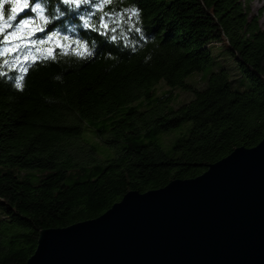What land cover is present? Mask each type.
Returning <instances> with one entry per match:
<instances>
[{
    "label": "trees",
    "instance_id": "1",
    "mask_svg": "<svg viewBox=\"0 0 264 264\" xmlns=\"http://www.w3.org/2000/svg\"><path fill=\"white\" fill-rule=\"evenodd\" d=\"M29 3L41 10L17 21L35 19V34L18 44L46 42L0 51V264H28L43 230L195 178L264 138V5L258 15L252 0ZM13 4L1 14L14 26ZM176 88L195 96L174 105ZM186 122L166 152L162 136ZM88 133L115 154L100 160Z\"/></svg>",
    "mask_w": 264,
    "mask_h": 264
},
{
    "label": "water",
    "instance_id": "2",
    "mask_svg": "<svg viewBox=\"0 0 264 264\" xmlns=\"http://www.w3.org/2000/svg\"><path fill=\"white\" fill-rule=\"evenodd\" d=\"M28 264H264V138L195 178L43 230Z\"/></svg>",
    "mask_w": 264,
    "mask_h": 264
},
{
    "label": "rangeland",
    "instance_id": "3",
    "mask_svg": "<svg viewBox=\"0 0 264 264\" xmlns=\"http://www.w3.org/2000/svg\"><path fill=\"white\" fill-rule=\"evenodd\" d=\"M7 0H1L0 2V25L2 24H5L7 22H4V19L2 17V14H1V7L2 5L6 2ZM12 2L15 4L17 3V0H12ZM264 5V0H252V3H251V7H252V11L253 13H256L259 15V10L260 8H262V6ZM17 23V21L14 23V25ZM261 25L264 27V12L263 14L261 15ZM14 30V27L13 28H9L7 32H11ZM1 34V33H0ZM15 44H18L19 41H14ZM12 47V45L10 44H5L3 45V47L1 48L0 51H5L6 48H10ZM214 67L210 66V67H207L206 70L203 72L205 75H207L208 73H210L212 70H213ZM197 74V73H196ZM193 74V75H190L188 78H187V81L188 82H193L195 83L196 85L198 86H201L203 85V75L204 74ZM163 84V85H162ZM162 87L159 88V92L162 93L164 90H166L168 87L166 85V82L164 80L161 81V84ZM166 85V86H165ZM177 90L173 91L174 92V96L173 97V100H172V104L174 105H179L185 101H188L189 99H192L195 94L193 92H190V91H184V89L182 90V88H176ZM191 122H186L185 124H183L182 127L176 129V130H173V131H170V132H166L165 135L162 136L161 138V144L164 148V150L166 152H169L170 151V148L172 147V143H173V139L176 137V136H179V134L182 132V131H186L190 126H191ZM87 139H89V141L95 145L96 149H97V155H98V158L101 160H104L105 158H108V157H111L115 154V148H111L109 147L108 145L106 144H103L99 141H97L95 139V137L88 133L86 134L85 136ZM72 180H67V183H71Z\"/></svg>",
    "mask_w": 264,
    "mask_h": 264
},
{
    "label": "snow or ice",
    "instance_id": "4",
    "mask_svg": "<svg viewBox=\"0 0 264 264\" xmlns=\"http://www.w3.org/2000/svg\"><path fill=\"white\" fill-rule=\"evenodd\" d=\"M80 0H63V3H71V4H79ZM84 2H87V0H84ZM25 10H30L31 12H38L41 10V6L39 3H35L34 5L30 6L29 0H17V3L12 5V15L8 17V20L10 21H17V13L19 12H24ZM133 15H135V13H133ZM40 19L43 20V23H47V20H44L43 17L41 16ZM36 21L35 19L29 20V19H21L18 20L17 23L13 26L10 23H5L0 25V33H4L3 39L4 42L6 44H12L11 48H6L5 52L7 51H17L20 47H29V45H35V44H44L46 41L45 40H40V41H31L28 40L26 43H22V44H13L14 41H23L25 40V32H27V35L30 37L32 35L35 34L34 31H32L31 29L33 28V26H35ZM104 27H107V25H103ZM14 30L11 32H7L6 29L8 28H13ZM36 31H43V27H36ZM53 39V37H48V41H51ZM66 39V38H65ZM38 52L41 51L40 48L36 49ZM83 54V53H80ZM52 55V50L49 49L48 50V56ZM32 59L35 60L39 57L36 56H32L29 57L28 55H26L24 57V60H28V59ZM47 58V57H45ZM17 60H19V58H17ZM8 61H5V64H7ZM24 71H27V69H23ZM2 74V73H0ZM22 80L23 77L21 76L18 80H17V87H21L22 86Z\"/></svg>",
    "mask_w": 264,
    "mask_h": 264
}]
</instances>
